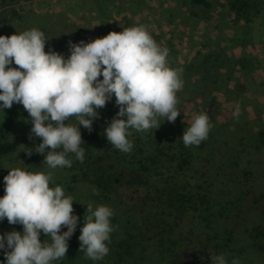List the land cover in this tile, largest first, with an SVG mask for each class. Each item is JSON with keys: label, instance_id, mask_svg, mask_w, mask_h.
<instances>
[{"label": "rangeland", "instance_id": "1", "mask_svg": "<svg viewBox=\"0 0 264 264\" xmlns=\"http://www.w3.org/2000/svg\"><path fill=\"white\" fill-rule=\"evenodd\" d=\"M246 2L247 6L242 7L235 0H215L214 9L204 10L192 6L190 0H15L14 5L0 10V19H8L11 25L6 33L41 30L47 39L44 50L52 47L51 50L61 54L68 51L61 43L72 40L76 34L88 42L109 31L145 26L157 44L167 48V65L182 69L183 85L176 92V108L180 112L173 122L157 117L158 128L133 130L134 135L143 138L142 152L145 150L142 154L135 150L136 160H148L151 156L158 159L160 153L166 155L160 164L161 172L170 168L172 172L176 166H172V160L168 162L170 166L166 165L167 155L183 156L189 160V166L182 178L193 183L208 182L207 185L212 182L214 188L222 189L213 191L215 196H228L232 200L242 195V184L257 185L264 191L261 135L264 132V0ZM11 66L17 67L14 63ZM237 105L239 113L234 116ZM110 108L105 103L97 109L99 116L95 119L104 118ZM115 108L119 106L115 104ZM202 112L210 118L208 136L199 145L186 147L180 137L192 117ZM5 118L12 123L8 131L12 150L9 154L0 153V196L4 194L3 177L8 169L19 167L27 171L24 150L40 143V138L30 133L31 118L21 104L13 103L0 110V123ZM66 123L77 124L69 119ZM33 172H52L49 186L58 184L65 195L73 198L75 215H85L86 204L93 208L99 204L111 207L114 215L110 222L114 229L109 236L117 241L125 226L121 217L129 212L131 197L136 196L133 192L118 189L115 193H101L91 182L94 176L91 173L84 176L78 167L49 169L43 163L40 168H33ZM235 182L240 183L239 188L233 186ZM100 196L122 197L106 200ZM78 226L81 227L80 222ZM21 229L22 226L18 229L10 226L6 218L0 220V235ZM66 230V227L60 229ZM41 234L43 240H49ZM149 258L133 246L124 264L157 263ZM4 260L0 251V264ZM239 261L253 264L249 259ZM53 264L98 263L87 262L67 249L65 257Z\"/></svg>", "mask_w": 264, "mask_h": 264}, {"label": "clouds", "instance_id": "2", "mask_svg": "<svg viewBox=\"0 0 264 264\" xmlns=\"http://www.w3.org/2000/svg\"><path fill=\"white\" fill-rule=\"evenodd\" d=\"M44 33L37 29L0 35V110L19 103L31 118L30 133L40 138L35 152L43 154L49 169L71 167L72 159L83 162L79 126L91 131L97 109L115 97L118 111L104 128L108 143L122 151L132 150L129 129L158 128L157 117L173 122L180 112L176 92L182 87V69L167 65V48L157 44L143 25L109 31L102 37L68 42L69 55L45 51ZM17 67H12V64ZM102 77V78H98ZM239 113V105L233 112ZM75 116L78 123L68 124ZM211 128L206 112L192 117L180 137L184 146L199 145ZM47 148V150H46ZM24 151L31 155L33 150ZM0 220L22 225L21 231L0 235L3 264H53L65 257L68 238L77 226L70 195L60 185L50 187L52 172H31L16 167L3 177ZM95 191V190H94ZM111 207L86 204L78 236L79 248L93 260L109 251L106 242L114 226ZM66 227V231H60ZM43 232L49 240L38 238ZM211 264L230 262L223 254L210 255Z\"/></svg>", "mask_w": 264, "mask_h": 264}, {"label": "trees", "instance_id": "3", "mask_svg": "<svg viewBox=\"0 0 264 264\" xmlns=\"http://www.w3.org/2000/svg\"><path fill=\"white\" fill-rule=\"evenodd\" d=\"M235 2L242 7L247 6L246 0ZM190 3L199 9L210 10L214 9L215 0H190ZM14 4L15 0H0V10ZM9 29L11 25L8 19H0V35L15 33H6ZM81 40L83 38L76 34L70 41L77 43ZM68 42L61 43L68 50L63 54L65 58L69 55ZM106 104L111 106L110 110L102 119L93 118L91 131L79 126L84 160H76L74 154L69 153L71 169L78 167L84 176L91 173L94 176L91 182L96 190H102L101 193H115L119 189L130 190L136 196L131 197L133 203L128 208L129 212L121 217L125 226L119 238L106 242L109 251L96 262L124 264L132 254L133 246H136L140 253L149 259L154 258L156 264H211L210 255L219 254H223L229 262L238 258L249 259L253 264H264V191H260L257 185L242 184L244 191L241 196H235L232 200L228 196H215L213 191L222 189L218 186L214 188V183L207 185L208 182L198 180L193 183L182 178L189 166V160L183 156L169 158L167 155L166 165L170 166L168 162L172 160V166L176 167L172 172L171 168L161 172L160 164L165 161L166 155L159 153L158 159L151 156L148 160H136V151L142 154L145 150L142 152L143 138L134 135L131 128L128 139L132 141V150L125 153L114 148L107 142L104 128L118 111L115 97ZM68 119L78 123L75 116ZM11 124L6 118L0 123V153L9 154L12 150L8 138ZM261 135L264 137V132ZM30 150L33 151L30 156L27 155V171L33 172V168L38 169L43 165V154L35 152L34 147ZM92 152H95V156ZM235 185L239 188L240 183L235 182ZM100 197L110 200L122 196ZM79 211L83 212V209ZM76 215L77 226L68 238L67 249L91 262L93 260L87 258L79 248L78 236L84 215ZM79 222L81 227L78 226ZM10 226L18 229L22 225ZM38 238L44 241L43 234ZM0 251L4 255V249Z\"/></svg>", "mask_w": 264, "mask_h": 264}]
</instances>
